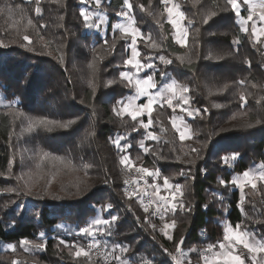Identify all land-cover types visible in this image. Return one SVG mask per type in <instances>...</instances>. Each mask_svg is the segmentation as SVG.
<instances>
[{
  "label": "trees",
  "instance_id": "trees-1",
  "mask_svg": "<svg viewBox=\"0 0 264 264\" xmlns=\"http://www.w3.org/2000/svg\"><path fill=\"white\" fill-rule=\"evenodd\" d=\"M15 2L23 4L24 0H15ZM65 2L66 9H57L55 5H49L45 0L46 9L51 7L64 13L67 32L55 28L41 30L46 40H52L49 48L45 49V54L42 55L27 51L20 46L19 40L13 42L15 39L13 20H9L7 16H0V40L7 45L0 48V99H5L7 102L18 101L19 111L32 118L48 117L60 120L78 118L77 123L67 130L53 129L48 132L39 129L31 134L25 132L22 138L26 141L23 144L25 149L32 153L35 150L47 151L51 156L71 159L78 168H82L83 164H91L92 167L88 169V176L85 177L82 170L69 174L57 164V168L53 171L58 173L59 177L51 179L50 174L45 173V168L36 169L33 166L28 173H31V181H38L34 190L38 191L46 181L51 180L49 191L58 196V199L51 196L37 199L34 196L0 193V264H5L14 256L10 251H4L8 243L16 244L21 238L38 239L40 232L45 233L47 250L33 254L21 252L19 258L24 264H32L33 259L37 260L38 264H77V261L68 256L67 248L58 247V241L64 239L69 243L77 240L84 242V238L77 236L76 233L97 214L103 218H108L110 215L119 217L113 228L114 235L108 238L110 243L130 245L135 253L134 258L138 259L140 255H145L153 258L156 264H172L164 248L174 252V241H178L182 235L185 237V243L182 245L185 250L191 247L200 249L204 244L215 243L222 238L224 221H230L235 225L244 220L237 207L238 189L231 185L227 188L221 187L218 178L230 180L245 169L254 168L264 162V125L252 128L239 126L246 119L244 116L246 111L252 115L257 113L258 106L254 99H250L249 105L241 108L234 89H229L223 94L217 93L216 89L225 82L231 83L244 77L264 82V68L259 65V53L252 47L249 37L240 32L239 24L231 11L214 17L207 25L200 23L202 16L212 10V0H203L202 6H194V0H178L187 15L197 13L195 16L197 23L193 29L200 28L199 46L196 49L200 58L197 60L194 56L191 65L187 63L179 65L175 61L177 55H184L187 50L179 48L173 42L171 26L164 25L163 32L168 36L165 43L168 53L174 60L167 71L183 83H187L192 89L190 93L194 97L192 107L209 109V114L203 119L196 117L193 120L185 117L193 130H199L201 133L198 138L194 137V140H207L208 147L204 149V158L197 160L193 169L195 180L188 181L191 203L195 206L194 211L186 222L180 223L172 232L174 241H168L158 233L157 229L153 231L149 225L143 223L145 213L137 199L129 200L125 197V169L119 163L124 153L118 151L109 137L127 135L128 139L122 141V144L132 145L127 153L133 161L149 168H159L162 176H170L174 178V182L184 183L185 178L177 173L180 170H187L188 166L181 162L187 157H183L179 152L181 142L171 127L170 118L173 112L166 105L164 108L156 106L153 119H158L167 129L165 138L175 140L177 151L173 152L170 150V145H164L165 150L162 155L167 159L163 160L157 159L151 153L145 154L139 148V142L144 139V130L132 132L131 128L135 122L128 116L121 121L112 112L116 101L130 94V89L119 80V73L124 70L122 62L127 55L126 53L121 55L126 42L119 40V34L116 33L117 46L114 53L107 55L100 48L102 43L100 36H105L109 42L112 40L114 34L111 25L118 22L115 12L121 10L123 0H102V8L109 18L104 35L84 29L82 18L79 17V9L83 6L78 0H65ZM130 2L133 4L137 20L143 21L139 25L141 29L145 32L150 31L159 38L162 30L147 12H141L139 9L141 3L147 7L149 0H130ZM218 2L223 6L224 0ZM2 3L3 0H0V5ZM91 7L94 8V5ZM152 7H161L159 0H152ZM55 14L54 12L53 15ZM45 17L48 18L47 11ZM13 19L20 20V17L16 16ZM20 22L26 24V20ZM53 32L55 36L52 35ZM28 34L35 42L37 38L31 28L28 29ZM194 36V31L190 30L189 47L193 44ZM237 37L242 41L238 50L237 46L231 43ZM61 44L63 48L58 52L56 49ZM36 47L39 51L40 45L37 44ZM93 48L99 51L94 52ZM140 48L142 52L149 51L142 43ZM210 51L213 53V58L205 59ZM48 52H51V55H48ZM61 53L65 60L63 65L59 62ZM217 54H223L225 58L217 59ZM97 56L102 58V62H97L99 68L95 80L97 91L93 100L91 89L88 87V81L92 77V70L88 68V64ZM245 58L252 60L251 69L243 63ZM117 64L121 67H117ZM109 80L116 82L107 86ZM209 92L213 94L209 95ZM81 99L84 100L83 104L80 103ZM216 104H220L221 107H215ZM89 105H94V109ZM6 111L0 107V172L6 173L5 176H0V188L16 187L17 177L21 176V174L17 175L13 168V174L7 178L8 161L16 154L10 144L13 145V141L18 138L20 122H16V129L12 132L9 141L8 134L12 131L11 118L5 119ZM176 114L181 115L178 109ZM233 116L237 119L233 120ZM143 119L146 121L147 117ZM160 127L161 124L157 123L153 130L159 133ZM90 128H94L96 135L85 141L84 138ZM194 140L183 142L184 151L190 146H199L194 145ZM145 143L153 149L159 147L153 141H145ZM234 152L239 156L232 162V166L223 164L221 157ZM40 176H43V179H40ZM77 177L85 181L81 184L82 190L79 193L75 187L70 186V182L75 181ZM105 180L108 182L105 183ZM162 182L161 179L159 183ZM213 191L223 195L222 202L211 197L210 193ZM245 191L250 192L251 189L246 188ZM247 199L252 200L257 209L264 208L260 203L264 197L253 195L248 196ZM108 203H111L113 208L110 211H101ZM6 204L7 208L4 207ZM205 204H208L207 209L203 207ZM17 205L21 211H18ZM129 207H131L130 211ZM245 208L251 215V204H246ZM256 215L264 219L259 213ZM138 216L141 218L140 221L136 219ZM180 219H184L183 214H180ZM246 224L250 229L264 234V224H254L252 221H247ZM190 257L192 264H201L197 253H190ZM95 260L96 258L93 257L94 262ZM84 264L87 262L85 261Z\"/></svg>",
  "mask_w": 264,
  "mask_h": 264
},
{
  "label": "snow or ice",
  "instance_id": "snow-or-ice-1",
  "mask_svg": "<svg viewBox=\"0 0 264 264\" xmlns=\"http://www.w3.org/2000/svg\"><path fill=\"white\" fill-rule=\"evenodd\" d=\"M78 2L83 6L79 9V17L82 18L84 29L97 34L106 33L109 18L107 12L102 8V0H78ZM47 3L55 5L57 9H66L67 7L65 0H47ZM159 4L161 7L153 8L152 0H149L147 7L143 3L139 5L140 11L147 12L153 18L155 24L162 30L159 38L154 36L152 32H145L141 29L139 25L143 21L137 20L133 4L130 0H123L121 10L115 12L118 22L111 25V31L114 34L111 42L105 36H100L99 38L102 40L100 48L107 55H111L116 50V33L119 34V40L126 42L121 55L123 56L125 53L127 55L122 62L124 70L120 71L119 80L126 88L130 89V94L117 100L112 108V112L121 121H124L125 116L130 117L131 121L135 122L131 128L132 132H138L140 129L144 130V139L139 142V148L145 154L151 153L157 159L163 160L167 159V157L162 155L165 150L164 145H170V150L173 152L177 151L175 140L165 138L167 129L163 127V124L158 119H153V112L156 106L164 108L166 105L173 112L170 118L171 127L181 142L179 152L183 154V157H187L186 160L181 161L188 166L187 170H180L177 173V175L185 178L184 183L174 182V178L170 176H162L159 168H149L142 164L136 166L127 153L128 148L132 145L130 143L122 144V141L128 139L127 135H116L115 137H109V140L119 152L124 153L121 155L119 163L125 169V197L129 200L134 197L138 198V202L145 213L143 223L149 225L155 231L157 225L149 218V214L152 217H158L163 223V227L159 229L160 232L168 241H174L172 231L177 229L180 223L186 222L194 211L195 206L191 203L188 181L195 180L193 169L196 166L197 160L204 158V149L208 147L207 140H194V137L198 138L201 133L199 130L194 131L185 117L193 120L196 117L203 119L205 115L209 114V109L207 107L203 109L192 107L194 99L190 95L192 89L187 83H183L167 71L168 66L173 65L174 60L171 54L168 53V47L165 43L168 40V36L163 32L164 25L171 26L173 42L179 48L187 50L184 55H177L175 61L179 65H185L186 63L191 65L194 56L197 60L200 58L196 50L199 46L198 37L200 35V28L195 27L193 29V26L197 23L195 19L197 13H193L191 16L187 15L178 0H159ZM202 4L203 0H194V6H202ZM91 5H94V8ZM46 11L48 12V18L45 17ZM228 11H231L238 22L240 32L249 37L252 47L259 53V65L261 68H264V0H224L223 6L219 4L218 0H212V10L202 16L200 23L207 25L214 17ZM54 12L56 13L55 15H53ZM0 16H7L9 20H13L12 26L15 28V39L13 42L19 40L21 47H24L29 52L40 55L45 54L44 50L49 48L52 43L51 39L46 40L45 35L41 34V30L55 28L64 29V32H67L66 24L64 23V13L51 7L46 9L45 0H24L23 4H17L15 0H3L2 5H0ZM16 16H19L20 20L13 19ZM24 20H26V24H21L20 21ZM29 28L35 33L37 38L35 42L28 34ZM190 30H193L195 33L191 47H189ZM52 35L55 36V32ZM212 35H215V33H212ZM61 37L56 38L61 39ZM141 43L145 48L149 49L148 52L141 51ZM231 43L237 46L238 50L242 41L237 37ZM37 44L40 45L39 51L36 47ZM4 47H7V45L3 40H0V48ZM62 48L63 44L56 50L60 52ZM93 51L97 52L99 49L93 48ZM47 54L51 55V52ZM204 58L212 59L213 53L210 51ZM216 58L222 60L225 57L223 54H217ZM98 61L102 62L100 56L95 57L88 64V68L92 70V77L88 81V87L91 89L93 100L97 91L95 80L96 73L99 71L97 67ZM59 62L62 65L65 63L62 53ZM243 63L249 69L253 66L252 60L247 58L243 60ZM116 66L121 67L120 64ZM115 82L114 80H109L107 81V86H111ZM229 89H234V94L238 96L241 108L249 105L250 99H254L255 104L258 106L255 115L250 114L248 111L244 113L246 119L239 126L252 128L257 125H264V114H262L264 113V82L256 81L255 79L249 80L248 77H244L231 83L225 82L216 91L219 94H223L228 92ZM212 94V92H209V95ZM80 103L83 104L84 100L81 99ZM17 105L18 101L7 102L5 99H0V107L7 110L4 113L5 119L11 118L10 127L12 131L8 134L9 141H11L12 132L16 129L17 121L20 122L21 136L25 132L31 134L39 129L48 132L53 131V129L67 130L77 123L78 118L67 120L48 117L32 118L19 111ZM89 106L94 109V105ZM214 106L221 107L220 104ZM177 109H179L181 115L176 114ZM143 117H147V120L145 121ZM232 119L236 120L237 117L233 116ZM157 123L161 124L159 133L153 130L154 125ZM95 135L94 128H90L84 140L87 141L89 138L95 137ZM190 140H194V145L198 144L199 146H190L187 151H184L183 142ZM145 141H153L159 147L153 149L151 146L146 145ZM83 143L82 141V145ZM10 146L12 145L10 144ZM27 151L25 149V152ZM34 155L39 160L35 165L36 169H41L44 161L50 160L53 163L58 162L69 174L82 170L84 176L87 177L88 169L92 167L91 164H83L82 168H78L71 159L66 160L63 157H54L47 151H41ZM238 156L239 154L234 152L222 156L221 159L223 164L232 166V162L236 161ZM28 159H33V157L29 156ZM178 159H180L179 156ZM14 163L15 158L8 161V177H11L13 174ZM21 163H24L23 155L21 156ZM133 169L134 175L129 176L128 174L132 173ZM5 175V172H0V176ZM26 176L29 179H25ZM30 177L31 173L22 174L17 177L16 187L0 188V193L7 192L15 196H34L37 199H44L46 196H51L54 199L59 198L49 191L52 183L51 180L46 181L36 191L34 189L38 181L32 182ZM149 177L151 178V183L148 180ZM40 179H43V176H40ZM161 179L163 181L162 184L159 183ZM21 181H23L22 184ZM107 182L105 180V183ZM83 183L85 181L77 177L75 181L70 182V186L75 187L77 193H79L82 190L81 184ZM218 183L221 187L227 188L231 185L238 189L239 199L237 207L244 220L237 222L235 225L230 221H224L222 224V238L218 239L215 243L204 244L200 249L191 247L185 250L182 247L185 243V237L182 235L178 241H174V252H170L167 248H164V252L171 258L172 264H192L190 253H197L201 264H264V234H259L257 231L250 229L246 224L247 221H252L254 224H264V219H260L256 215L259 213L260 216H264V208L257 209L256 204L252 200L247 199L248 196L253 195L264 197V162H261L254 168L245 169L242 173L234 175L230 180L218 178ZM130 185H135V187H129ZM246 188H250L251 191L246 192ZM210 195L214 200L223 201V195L219 192L213 191ZM12 203H15V201H12ZM260 203L264 205V199ZM246 204H251V215L245 208ZM4 207L7 208L8 205L6 204ZM203 207L207 209L208 204L203 205ZM112 208L113 205L108 203L101 211H110ZM17 209L21 211L19 205H17ZM130 210L131 207H129ZM180 214H183L184 219H180ZM118 219L117 215L103 218L97 214L85 226L80 227L76 233L77 236L84 238V242L77 240L69 243L64 239H60L58 247L64 246V248H67L68 256L77 261V264H84L85 261L87 264H156L153 258L145 255H140L138 259L134 258L135 253L130 245L109 242L108 238L114 235L113 228ZM136 219L140 221L141 218L138 216ZM46 250L47 244L44 232L39 233L38 239L21 238L16 244L8 243L5 246V252L10 251L14 254L13 258L6 261L5 264H24V261L19 258L21 252L33 254ZM93 257L96 258L95 262L93 261ZM32 264H38V261L33 259Z\"/></svg>",
  "mask_w": 264,
  "mask_h": 264
},
{
  "label": "rangeland",
  "instance_id": "rangeland-1",
  "mask_svg": "<svg viewBox=\"0 0 264 264\" xmlns=\"http://www.w3.org/2000/svg\"><path fill=\"white\" fill-rule=\"evenodd\" d=\"M102 35H104V33ZM24 141H26V139H23L22 136L19 133L18 134V138L15 141H13L14 143L12 145V147L14 148V151L16 152L15 157H13V158H15V163H14L13 168H14V171H16L17 175H20V174L22 175L25 172H27V173L30 172L32 167L33 166L35 167L36 163L39 162L38 157L35 156L34 154L35 153H39L41 151H36L35 150L34 153H32L31 151L25 152V147H24V144H23ZM21 145H22V147H21ZM22 155L24 156V163L23 164L21 163V156ZM29 156H32L33 159H28ZM134 163H135L136 166H140L141 165L140 163L135 162V161H134ZM57 164H58V166H60L59 163H57V162L53 163L50 160H45L43 165L41 166V168L42 169L45 168L44 169L45 173L50 174L51 179H56L57 177H59V175H58V173L54 172L53 170H55V168H57ZM56 170H59V169H56ZM7 178H10V177L7 176ZM26 179H28V176L26 177ZM32 182H37V180H32ZM162 194H164V193L162 192ZM140 208H142V207L140 206ZM99 213H101V212H99ZM159 223H160V225H159V227H157V230H158V233L160 235H163L160 232V230H159L160 228L163 227V223L160 220H159Z\"/></svg>",
  "mask_w": 264,
  "mask_h": 264
},
{
  "label": "built area",
  "instance_id": "built-area-1",
  "mask_svg": "<svg viewBox=\"0 0 264 264\" xmlns=\"http://www.w3.org/2000/svg\"><path fill=\"white\" fill-rule=\"evenodd\" d=\"M132 175H134V170H133L132 173H130L129 176H132ZM148 180H149V182L151 183V179L148 178ZM125 187H126V186H125ZM129 187L134 188L135 185H130ZM134 198H135V197H134ZM135 199H137V201H138V198H135ZM149 218L152 220L153 223H155V224L157 225V227H159L160 223H159V218H158V217H152V216L149 214Z\"/></svg>",
  "mask_w": 264,
  "mask_h": 264
},
{
  "label": "crops",
  "instance_id": "crops-1",
  "mask_svg": "<svg viewBox=\"0 0 264 264\" xmlns=\"http://www.w3.org/2000/svg\"><path fill=\"white\" fill-rule=\"evenodd\" d=\"M179 110V109H178Z\"/></svg>",
  "mask_w": 264,
  "mask_h": 264
}]
</instances>
